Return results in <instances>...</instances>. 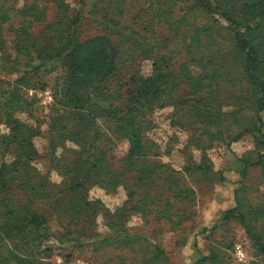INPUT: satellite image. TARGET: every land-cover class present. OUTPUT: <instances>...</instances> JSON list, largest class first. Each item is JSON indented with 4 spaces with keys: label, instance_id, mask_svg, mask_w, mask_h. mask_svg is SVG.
Listing matches in <instances>:
<instances>
[{
    "label": "trees",
    "instance_id": "16d2710c",
    "mask_svg": "<svg viewBox=\"0 0 264 264\" xmlns=\"http://www.w3.org/2000/svg\"><path fill=\"white\" fill-rule=\"evenodd\" d=\"M77 5L0 0V264H71L85 252L106 264H171L159 240L195 215L188 179H215L208 151L247 136L254 148L239 159L234 205L222 220L244 230L250 264H264V0ZM84 24L95 34L83 38ZM45 91L53 97L46 132L34 116ZM167 108L171 125L189 132L181 170L162 161L172 149L149 136L152 116ZM43 134L60 183L35 166ZM119 142L128 144L121 166L112 155ZM95 187L123 189L126 199L111 210L90 197ZM134 217L143 221L136 231ZM193 264L235 263L212 247Z\"/></svg>",
    "mask_w": 264,
    "mask_h": 264
},
{
    "label": "rangeland",
    "instance_id": "374dc122",
    "mask_svg": "<svg viewBox=\"0 0 264 264\" xmlns=\"http://www.w3.org/2000/svg\"><path fill=\"white\" fill-rule=\"evenodd\" d=\"M79 1L69 0V3L76 7ZM81 33L83 38H87L95 34V29L89 24H84L81 28ZM150 65V63L143 64V72L145 74L150 72ZM38 93L41 103L39 104L38 112L34 116L43 122L41 124L42 130L46 132L48 129L46 116L49 112L50 104L43 101L42 93ZM172 113V108L155 112L152 116L155 125L149 136L163 151L166 148L172 149L171 154L163 156L162 161L169 163L177 170H181L187 162L186 155L181 150L188 141L189 132L171 125ZM20 118L31 124L36 122V119L30 118L26 114H21ZM35 145L40 154L35 166L42 174L50 176L52 182L60 183L61 177L56 170L50 168V162L47 159L46 134L36 138ZM253 148L254 142L250 136L229 147L217 145L208 151L207 154L215 170V179L199 180L198 182L188 179V184L192 185L197 192L196 205L193 207L195 215L192 221L188 222L179 233L167 232L159 240L168 254L171 264H193L202 256L208 255L212 247L219 248L220 251L228 254L235 264H250L254 260V251L242 227L236 222H224L222 220L223 212L234 205V192L239 186L240 170L242 168L239 159ZM127 150L128 144L126 142H119L116 146L112 155L118 166L122 165L121 160L126 156ZM190 153L196 162L200 161L199 151L191 150ZM260 194L264 197V185L260 186ZM90 197L102 200L111 210L120 206L126 199L123 189H119L115 194H108L105 190L98 187L91 190ZM129 225L133 231H136L142 228L143 221L139 217H134ZM97 230L102 234L107 232L101 217L97 220ZM231 243H233V248L226 250V246ZM236 246L242 247L246 257L245 262H240L237 259ZM56 260L59 263L62 262L60 258ZM71 264L106 263L100 257H94L91 253L85 252L75 254L71 259Z\"/></svg>",
    "mask_w": 264,
    "mask_h": 264
},
{
    "label": "built area",
    "instance_id": "2783aa9c",
    "mask_svg": "<svg viewBox=\"0 0 264 264\" xmlns=\"http://www.w3.org/2000/svg\"><path fill=\"white\" fill-rule=\"evenodd\" d=\"M43 101L45 103L51 104L53 101V97L50 91H45L41 94ZM235 253H236V257L237 259H239L240 262H245L246 261V257H245V253L242 249L241 246H236L235 247Z\"/></svg>",
    "mask_w": 264,
    "mask_h": 264
}]
</instances>
